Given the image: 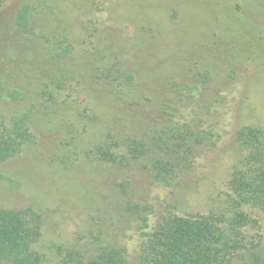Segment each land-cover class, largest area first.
I'll use <instances>...</instances> for the list:
<instances>
[{"label":"trees","instance_id":"trees-1","mask_svg":"<svg viewBox=\"0 0 264 264\" xmlns=\"http://www.w3.org/2000/svg\"><path fill=\"white\" fill-rule=\"evenodd\" d=\"M85 1L89 8L84 7L81 24L90 50L82 81L75 70L74 44L57 6L50 0H18L1 38L0 162L33 141L36 113L53 119L64 105L87 99L94 108L103 101L122 109L134 105L136 112L122 118L127 121L123 130L110 127L114 131L105 132L91 155L117 166L121 173L139 169L151 185L194 189L204 171V156L209 159L223 137L221 110L229 101V89L249 82L252 72L246 74L247 70L264 64V0H250L253 6L249 3L244 9L243 31L236 39L214 35V54L224 53L226 77L215 81L209 69L188 65L179 74L159 73L146 87L149 96L141 99L143 95L134 92L129 54L116 52L122 36L111 28L104 30L108 24L121 28L108 23L118 22L111 19L113 0ZM132 2L137 5L139 0ZM237 7L243 9L239 3ZM206 57L205 63L218 62ZM80 126L76 122L69 126L72 138ZM235 138L244 154L228 179L223 210L182 215L172 210L173 204L158 210L150 202L133 199L128 191L133 181L127 176L118 185L127 196L126 218L136 230L135 253L114 243L101 244L92 254L60 247L63 262L264 264L261 223L247 210H264V128L240 126ZM44 222V214L34 206L0 207V264H42L43 255L35 245Z\"/></svg>","mask_w":264,"mask_h":264},{"label":"rangeland","instance_id":"rangeland-1","mask_svg":"<svg viewBox=\"0 0 264 264\" xmlns=\"http://www.w3.org/2000/svg\"><path fill=\"white\" fill-rule=\"evenodd\" d=\"M50 2L65 19L74 44L75 70L85 81L90 47L81 19L85 18L84 7L89 8V3ZM17 3L18 0H7L0 4V50L1 38ZM238 3L242 10L236 8ZM249 3L253 6L250 0H139L137 5L132 0H113L111 19L118 22L108 23L121 28L108 24L104 30L111 28L115 35L122 36L118 43L125 48L119 45L116 52L129 54L134 92L143 95L141 99L149 96L146 87L159 73L179 74L188 65L209 69L215 81L226 77L228 71L221 55L224 53L214 54L213 38L217 34L223 39H236L243 31L244 9ZM206 56L218 58V62L205 63ZM249 72V82L240 81L228 91L229 101L221 110L225 115L223 137L209 159L204 156V171L194 189L151 185L145 172L131 168L125 175L117 166L91 155V149L105 132L113 130L110 127L123 130L127 121L122 118L136 111L134 105L122 109L104 101L94 108L87 99L64 105L53 119H44L41 112L34 115L33 141L26 143L16 156L0 162V207L31 205L44 214L43 235L35 245L43 255L42 264H65L60 247L92 254L101 244L114 243L126 245L135 253L137 234L126 218L127 196L118 185L127 176L133 181L128 188L133 199L150 202L158 210H165L169 204L182 215L223 210L230 191L228 179L244 154L236 142V130L243 125L264 128V64L249 68L246 74ZM75 122L77 126L81 122L83 127H76L77 134L72 138L69 126H75ZM247 210L260 220L264 236V210Z\"/></svg>","mask_w":264,"mask_h":264}]
</instances>
